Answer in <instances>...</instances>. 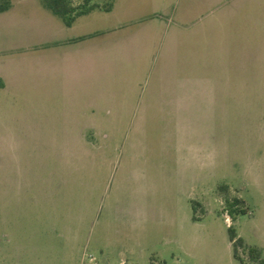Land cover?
<instances>
[{"label":"rangeland","instance_id":"rangeland-1","mask_svg":"<svg viewBox=\"0 0 264 264\" xmlns=\"http://www.w3.org/2000/svg\"><path fill=\"white\" fill-rule=\"evenodd\" d=\"M13 5L0 15V76L19 83L0 90V264H253L229 228L264 260V0H93L69 31L44 0ZM85 36L113 47L93 85L70 60L50 74V42ZM89 84L107 135L91 150L74 110Z\"/></svg>","mask_w":264,"mask_h":264},{"label":"crops","instance_id":"crops-1","mask_svg":"<svg viewBox=\"0 0 264 264\" xmlns=\"http://www.w3.org/2000/svg\"><path fill=\"white\" fill-rule=\"evenodd\" d=\"M13 7H14L13 0H11L10 9L7 10L6 12L0 13V15H6V14L10 13L11 11H13ZM91 12L93 13V11H91ZM90 13H88L86 15H90ZM82 16H85V15H82ZM82 16L77 17L70 26H67L62 20V22L65 25V29L62 27H59V29L60 30H62V29L68 30V31L74 30L76 28L77 20ZM56 17H58V16L56 15ZM92 34H97V32H93ZM85 38H87V36H85L83 38V40H81V41H79V40L75 41L76 45H80V44L83 45L81 48L70 49L69 51L67 50V47H70V45L66 46L65 49L63 46H61L60 48H62V49L59 50L58 47H55L56 45L59 44V40L54 41V42L51 41L50 43L52 45H54L52 47V48H54V50L51 49L52 50L51 56L49 58V59H51V61H49L50 66L48 67L49 73L50 74L55 73L53 66H56V65L54 64L53 60H58V61H60V68H59L60 73H63V76H64V74H65L64 72H66L67 67H68V63H69L68 60H70L72 67H74L73 65H75L78 68H79V66L81 68L84 67V69L87 72L84 74L83 73L78 74L73 79H76L77 82H80L79 84H82V81H84V80H87L88 82L93 81V78L95 76L93 72H95L97 70L96 68H98L100 60L101 61L105 60L106 62L111 61L113 47L110 46L109 44H106L108 41L105 43H102V44L98 43V42L91 41V40L97 38V36H92L89 38V40H87V39L85 40ZM70 42L71 41H69L68 43H70ZM93 69L94 70L96 69V70L94 71ZM3 77L0 76V90L2 92H9L10 90H12V92L16 91L17 88L19 87V83L15 80H12L9 82L8 81L9 78L7 76H3ZM91 85H93L92 82H91ZM88 86L91 88L88 91V100H87L88 105H85L84 103L81 102V103H79V105L74 110L76 113L77 120L80 119L78 121L76 120L79 123V126H80L79 129L83 130L81 132V134L79 133V137L77 136L79 138V142L81 145L84 144L87 146V148L89 147V150H91L92 149L91 146H93V144H95V141H96L95 139L100 138V139L104 140L103 137H105V136L107 137V135L102 134V132H101L100 120L98 119V116H95L96 115L95 110H98L100 106H99V103L93 97L94 94H92V91L94 89H92L90 84ZM51 93H52L51 95L54 94V92H51ZM76 98H78V95L76 96ZM86 130H89L93 135L91 141L87 140V137H84L83 132ZM209 137H211V135Z\"/></svg>","mask_w":264,"mask_h":264},{"label":"trees","instance_id":"trees-1","mask_svg":"<svg viewBox=\"0 0 264 264\" xmlns=\"http://www.w3.org/2000/svg\"><path fill=\"white\" fill-rule=\"evenodd\" d=\"M73 1L74 0H44V4L55 15L60 17L67 26H70L77 17L86 15L97 7L96 5H91L93 0H82V3L76 6L73 5ZM10 7L11 0H0V13L6 12ZM226 203L229 205L231 212L244 213V210L240 209V206L244 204L243 201L239 199H235L232 202L226 200ZM196 206L197 204L194 205L195 210ZM229 238L234 250L235 259L243 262L238 253V248H244L248 250L250 262L253 264H264V260L261 259L260 251L255 248H247L244 241L237 237L236 232L232 228H229Z\"/></svg>","mask_w":264,"mask_h":264}]
</instances>
